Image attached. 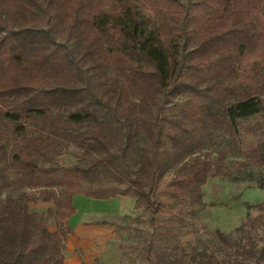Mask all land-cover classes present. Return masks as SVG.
I'll return each mask as SVG.
<instances>
[{
    "label": "trees",
    "instance_id": "1",
    "mask_svg": "<svg viewBox=\"0 0 264 264\" xmlns=\"http://www.w3.org/2000/svg\"><path fill=\"white\" fill-rule=\"evenodd\" d=\"M256 116L264 0H0V264H63L75 195L143 212L124 264H264V203L183 241L209 178L264 189Z\"/></svg>",
    "mask_w": 264,
    "mask_h": 264
},
{
    "label": "rangeland",
    "instance_id": "2",
    "mask_svg": "<svg viewBox=\"0 0 264 264\" xmlns=\"http://www.w3.org/2000/svg\"><path fill=\"white\" fill-rule=\"evenodd\" d=\"M249 121L251 123L258 121L264 131V123L260 116H256ZM246 138L253 139L254 136H246ZM79 153V149L70 147L58 161L61 164H70ZM85 199L92 201H86ZM109 200H111V204L107 208L106 202ZM109 200H97L77 195L73 197L72 203L75 208H77L78 204L81 205V208L78 206V214L83 218L88 216L86 215V210L99 208L98 203L93 201H105L100 205V209L103 212L115 209L112 212H101V214L88 218L87 221L102 223L109 226L111 230L113 228V231H111L112 236L107 238L106 243L109 249L104 257L108 258L107 261L110 264H124L121 244L130 240V227H132L137 217L143 215V212L130 206L131 203L133 205V198L131 197L118 195ZM203 202L205 207L199 211L198 219L191 218L187 221L188 226L185 229L183 241L196 245L199 250L211 252L220 257L221 242L215 232L220 231L230 236H236L235 228L244 224L247 217H253L259 213V210L254 206L258 203H264V189L257 187L253 181L249 180L238 179L231 181L223 178H209L203 187ZM124 203L129 206L123 205V208L116 209ZM248 205L251 207H248ZM45 206L35 203L31 204L30 208L35 211H43L46 209ZM50 226V229L54 228L53 224ZM261 232L262 229H260L258 234H261ZM68 237L64 242V257L67 252V246H71L74 243L73 238H75L70 237L69 239ZM97 246L100 247L99 245ZM94 259L99 258L94 257Z\"/></svg>",
    "mask_w": 264,
    "mask_h": 264
},
{
    "label": "crops",
    "instance_id": "3",
    "mask_svg": "<svg viewBox=\"0 0 264 264\" xmlns=\"http://www.w3.org/2000/svg\"><path fill=\"white\" fill-rule=\"evenodd\" d=\"M85 200L90 202L92 201L89 199ZM93 202H97L99 208L86 210V215H88L86 218L80 217L78 214V206L80 207V204L77 205V208H75V212L69 218L68 223L73 233L69 235L68 238H75H73L74 243L71 246H67V252L63 259V264H110L107 261L108 258H105L104 256L106 254V251L109 249L106 243L107 238L112 236L111 231H113V228L111 230L109 226L103 225L102 223L87 221L88 218L90 219L92 216L101 214V212H103L100 209V205L105 201ZM109 204H111V200L106 202L107 208L109 207ZM123 205L129 206L124 203L122 205H119V207H117L116 209H121ZM130 206H132V203L130 204ZM113 210L115 209L107 210L103 213L112 212ZM69 239L67 240L69 241ZM97 245H99L100 247H98ZM94 257L99 259H94Z\"/></svg>",
    "mask_w": 264,
    "mask_h": 264
}]
</instances>
